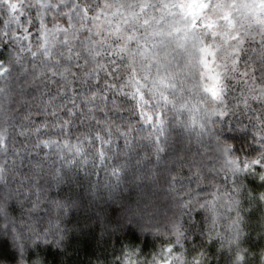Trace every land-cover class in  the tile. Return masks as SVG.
<instances>
[{"label":"clouds","instance_id":"1","mask_svg":"<svg viewBox=\"0 0 264 264\" xmlns=\"http://www.w3.org/2000/svg\"><path fill=\"white\" fill-rule=\"evenodd\" d=\"M0 264H264V0H0Z\"/></svg>","mask_w":264,"mask_h":264}]
</instances>
